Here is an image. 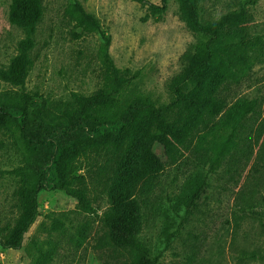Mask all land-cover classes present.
Instances as JSON below:
<instances>
[{
  "label": "trees",
  "instance_id": "1",
  "mask_svg": "<svg viewBox=\"0 0 264 264\" xmlns=\"http://www.w3.org/2000/svg\"><path fill=\"white\" fill-rule=\"evenodd\" d=\"M133 1L147 7V18L164 13L168 2L162 0L158 6L148 0ZM176 1L180 20L197 41L181 57L183 67L169 85L171 101L159 104L136 99L118 116L120 96L129 78L115 66L110 55L112 40L101 22L86 12L79 0H72L64 16L81 30L75 36L100 34L104 87L89 96L72 94L75 108L67 127L48 126L37 116L32 134L27 129V112L37 102L24 89L35 65L33 52L45 0H11L9 21L22 30L24 38L10 64L0 68V80L20 91L0 98V130L11 131L17 125L22 137L45 154L43 164L32 172L27 166L7 172L16 179L17 217L13 223H0L3 249L23 248L25 236L39 216L40 192L60 190L77 201V213L87 219L98 217L96 204L107 200L91 246L102 264H159L139 238L144 227L143 186L187 153H195L199 166H208L212 172L226 159L236 172L243 159L254 155L262 139L259 156L264 155V109L259 101L237 100L230 106L222 95L223 89L249 77L255 64L252 54L259 41L248 32L249 13L242 9L205 22L203 0ZM250 119L258 122L257 128L251 127ZM156 146L163 149L162 156L156 153ZM206 186V177L196 180L191 188L192 204L202 198ZM46 218L52 221L54 233L67 234L70 213H51ZM262 222L264 226V219ZM75 230L70 242L78 250L92 236L94 226L87 220ZM36 248L34 264L53 262L56 247L48 251Z\"/></svg>",
  "mask_w": 264,
  "mask_h": 264
},
{
  "label": "rangeland",
  "instance_id": "2",
  "mask_svg": "<svg viewBox=\"0 0 264 264\" xmlns=\"http://www.w3.org/2000/svg\"><path fill=\"white\" fill-rule=\"evenodd\" d=\"M79 1L111 37V58L129 78L117 115L136 99L169 103V85L183 67L181 57L197 41V36L180 20L177 1L168 0L164 13L148 18L147 7L133 0ZM148 1L162 6V0ZM71 2H44V17L33 52L35 65L24 89L37 102L27 112V129L32 134L37 116L48 126L67 127L75 108L72 94L89 96L104 87L100 34L75 36L81 30L64 16ZM10 3L11 0H0V68L10 64L24 38L22 30L9 21ZM242 9L250 15V36L259 41L252 54L255 64L249 77L229 85L222 95L230 106L237 100H257L264 109V0H203L201 4L205 22ZM19 91L0 80V98L4 93L15 95ZM11 102L21 106L16 100ZM248 123L257 128L255 119ZM262 141L236 172L227 159L212 172L208 166H199L195 153H187L143 186L140 201L144 227L139 238L159 264H264V155L259 156ZM0 143V223L6 224L17 217L13 195L16 179L7 172L24 166L30 172L38 169L44 162L45 150L34 149L17 125L11 131L0 130ZM155 151L162 156V148L156 146ZM202 177H206V191L192 204L191 188ZM38 199L39 216L26 234L23 248L14 251L0 246V264H34L36 246L47 251L56 247L50 264H102L91 246L107 200L96 204L98 217L87 219L77 213V201L63 191L44 190ZM63 212L70 213V221L67 234L59 235L51 230L52 221L46 216ZM87 220L94 226L93 234L77 250L70 238L75 236V228Z\"/></svg>",
  "mask_w": 264,
  "mask_h": 264
}]
</instances>
